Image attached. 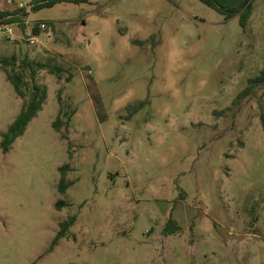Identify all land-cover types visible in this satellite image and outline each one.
I'll use <instances>...</instances> for the list:
<instances>
[{
    "label": "rangeland",
    "instance_id": "obj_1",
    "mask_svg": "<svg viewBox=\"0 0 264 264\" xmlns=\"http://www.w3.org/2000/svg\"><path fill=\"white\" fill-rule=\"evenodd\" d=\"M30 20L50 25L38 45L0 43V143L24 104L1 59L63 71L36 70L44 108L0 148V264H264V89L239 99L264 68V0L246 29L199 0H60Z\"/></svg>",
    "mask_w": 264,
    "mask_h": 264
},
{
    "label": "trees",
    "instance_id": "obj_2",
    "mask_svg": "<svg viewBox=\"0 0 264 264\" xmlns=\"http://www.w3.org/2000/svg\"><path fill=\"white\" fill-rule=\"evenodd\" d=\"M60 0H34L33 10H40L44 7H51L56 2ZM79 1V0H76ZM208 7L220 12L224 15L226 20H229L237 15L240 17L241 26L246 29L249 20L252 16L254 9V0H199ZM19 10L6 11L0 9V21L7 23H14L19 20L18 17ZM1 65L7 74V79L13 86L16 94L24 99L23 107L11 124L9 129L4 132L1 136L0 148L3 154L10 152L13 144L16 140L24 135L29 123L43 110L44 105L48 98V91L46 87L39 85L35 82V72L37 69L47 68L51 73L60 75L63 68L59 65L51 64H38L37 67H33V64L23 61L22 65L18 67V59L15 55L11 57H4L1 59ZM11 67V69H8ZM31 76V83H29L28 77ZM71 81V77L68 78ZM264 89V68L261 73L254 78L249 80V87L244 90L240 95L239 99L243 100L247 98L251 93H254L257 88ZM58 102L61 106L59 115L53 123V128L57 131H61L62 128V114L63 112V100L61 92L58 95ZM144 103L141 102L137 104L134 109L137 110ZM262 121L264 126V114L262 115ZM69 124V123H68ZM71 156V153H70ZM69 164H65L59 168L61 173V180L59 184V191L65 194L69 187L72 185L71 182L67 180ZM65 203L63 201H58L56 203V209L61 210ZM76 217H71L67 220L60 222V230L53 242L56 244L57 241L63 237L67 236L69 229L75 224ZM181 230V226L171 215L168 219L166 225L164 226L163 232L165 235H172L178 233Z\"/></svg>",
    "mask_w": 264,
    "mask_h": 264
},
{
    "label": "built area",
    "instance_id": "obj_3",
    "mask_svg": "<svg viewBox=\"0 0 264 264\" xmlns=\"http://www.w3.org/2000/svg\"><path fill=\"white\" fill-rule=\"evenodd\" d=\"M7 1L10 4H15L16 10H19V20L14 23L0 21V43L19 40L26 42L29 46L38 45L41 34L48 31L50 25L46 21L32 22L30 20L34 8V0Z\"/></svg>",
    "mask_w": 264,
    "mask_h": 264
}]
</instances>
